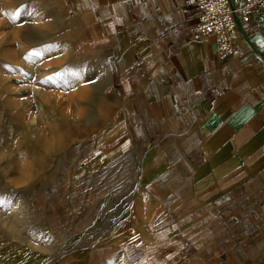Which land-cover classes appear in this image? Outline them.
I'll list each match as a JSON object with an SVG mask.
<instances>
[{
  "label": "crops",
  "instance_id": "crops-1",
  "mask_svg": "<svg viewBox=\"0 0 264 264\" xmlns=\"http://www.w3.org/2000/svg\"><path fill=\"white\" fill-rule=\"evenodd\" d=\"M61 1L118 107L83 166L138 171L128 246L154 235L187 264H264V8L221 61L217 36L191 39L188 0Z\"/></svg>",
  "mask_w": 264,
  "mask_h": 264
},
{
  "label": "rangeland",
  "instance_id": "rangeland-1",
  "mask_svg": "<svg viewBox=\"0 0 264 264\" xmlns=\"http://www.w3.org/2000/svg\"><path fill=\"white\" fill-rule=\"evenodd\" d=\"M82 34L61 0H0V264H187L128 246V161L83 166L118 107Z\"/></svg>",
  "mask_w": 264,
  "mask_h": 264
},
{
  "label": "built area",
  "instance_id": "built-area-1",
  "mask_svg": "<svg viewBox=\"0 0 264 264\" xmlns=\"http://www.w3.org/2000/svg\"><path fill=\"white\" fill-rule=\"evenodd\" d=\"M186 4L199 12L198 21L190 28L191 39L200 41L217 36L221 61L240 55L241 22H248L264 8V0H188Z\"/></svg>",
  "mask_w": 264,
  "mask_h": 264
}]
</instances>
